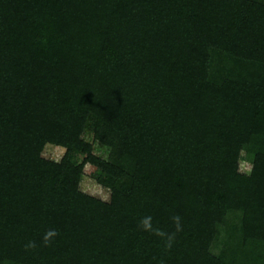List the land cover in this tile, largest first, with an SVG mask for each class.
<instances>
[{
    "label": "trees",
    "instance_id": "16d2710c",
    "mask_svg": "<svg viewBox=\"0 0 264 264\" xmlns=\"http://www.w3.org/2000/svg\"><path fill=\"white\" fill-rule=\"evenodd\" d=\"M0 264H264V0H0Z\"/></svg>",
    "mask_w": 264,
    "mask_h": 264
},
{
    "label": "rangeland",
    "instance_id": "374dc122",
    "mask_svg": "<svg viewBox=\"0 0 264 264\" xmlns=\"http://www.w3.org/2000/svg\"><path fill=\"white\" fill-rule=\"evenodd\" d=\"M226 62V57H224L222 52H218V54L213 57V73L216 75L218 73H221V71L223 70L222 67L225 66ZM84 138L92 143L93 152L96 155L102 158H108L110 156L112 149L111 146L103 142L96 136L95 124L92 121L86 127V130L84 132ZM65 152V147L49 143L45 146V149L43 150L42 154L47 158L59 162L63 158ZM73 158L75 163H81L83 161L84 155L81 153H77ZM253 161L254 154L244 149L240 154L239 170L242 173L249 174L252 169ZM101 176V169L90 163H87L85 165L84 173L81 178L80 188L85 193L97 196L105 201H109L111 198V189L100 183ZM238 219H240L239 213L232 214L229 218H227L226 223L220 227V232L222 233V236L218 238L213 245V248H215V252H219V250H221L220 248H225L227 239L224 238L227 235V229L229 226L238 223Z\"/></svg>",
    "mask_w": 264,
    "mask_h": 264
}]
</instances>
